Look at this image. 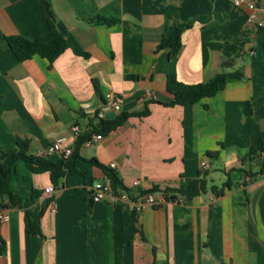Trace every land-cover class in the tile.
Instances as JSON below:
<instances>
[{"label": "crops", "instance_id": "obj_1", "mask_svg": "<svg viewBox=\"0 0 264 264\" xmlns=\"http://www.w3.org/2000/svg\"><path fill=\"white\" fill-rule=\"evenodd\" d=\"M257 15L264 18V0ZM249 16L230 0H0V152L22 141L29 155L43 156L57 139H71L74 125L92 128L84 137L103 136L81 147L78 172L58 187L49 173L17 163L11 188L28 199L37 191L31 211L41 235L28 232L24 210L3 209L10 218L0 224L7 246L0 264H264V31L250 27ZM47 19L68 49L52 66L38 56L19 62L5 38L49 42ZM109 19L117 23L107 25ZM175 28L183 29L180 52H158ZM230 61L227 72L242 77L228 78L214 97L183 107L156 103L173 99L168 75L206 83ZM147 109L111 133L95 130ZM108 172L125 187L113 185L116 193L137 200L158 187L161 203L135 217L122 203H94L92 187L111 182ZM198 179L207 192L180 203L166 198L165 190ZM228 181L223 196L211 191ZM7 202L0 198V211Z\"/></svg>", "mask_w": 264, "mask_h": 264}, {"label": "trees", "instance_id": "obj_2", "mask_svg": "<svg viewBox=\"0 0 264 264\" xmlns=\"http://www.w3.org/2000/svg\"><path fill=\"white\" fill-rule=\"evenodd\" d=\"M47 21L53 36L49 42H46L42 38H37L35 40H29L20 36H10L5 38L6 45L11 49L19 62H26L38 56L46 59L49 62V65L52 66L53 63L68 49V43L65 37L56 29L55 25L49 19H47ZM104 21L107 25H114L117 23V20L114 19ZM263 31L264 28L259 29V32ZM182 33L183 29L181 28L173 29L168 37L163 38L157 51L168 50L170 55H177L182 48ZM233 65L234 61L224 63L222 65V71L218 75L206 83L196 85L184 84L177 79L176 75L170 74L167 76V91L173 99L169 103H156L168 107H183L186 105H195L208 98H212L225 89L228 78L242 77V74L240 73L227 72V70L232 68ZM96 90L99 93L97 85ZM149 113L150 111L148 109L142 113H122L115 120L108 123H102L101 128L95 127V130L101 134H108L123 126L129 118H143ZM87 138L88 137H82L77 142L75 150L69 159H61L56 163L49 161L44 156L29 155L28 144L22 141H18L16 149L6 153L0 152V198L8 200L6 204L2 205V210L10 208H19L24 210L28 218V232L33 235H41L38 223L31 211V207L36 203L38 198L37 191L33 193L30 199H28L16 194L11 188V180L15 174L16 165L18 162L22 161L34 174L49 173L52 184L55 187H58L67 174H75L78 172L77 161L79 159V152L83 142ZM262 145L263 144L260 143L257 148H252L250 155H255L257 151L262 150ZM208 156L210 158H215L217 153H208ZM93 163L96 166L101 167V165H99L96 161H93ZM107 174L113 185H116L121 189H125L124 185L114 172H108ZM230 187L231 185L228 181L221 189H218L216 186H212L211 191L219 197L224 195L226 191L225 188L230 189ZM207 189L208 183L206 180L198 179L190 181L186 188L182 190H165L164 194L169 200H177L178 198L192 200L207 192ZM160 191L161 190L158 187H154L149 192L159 193ZM6 254L7 246L4 242L0 241V255Z\"/></svg>", "mask_w": 264, "mask_h": 264}, {"label": "built area", "instance_id": "obj_3", "mask_svg": "<svg viewBox=\"0 0 264 264\" xmlns=\"http://www.w3.org/2000/svg\"><path fill=\"white\" fill-rule=\"evenodd\" d=\"M231 5L234 8H246L250 11L249 16V26L254 29H263L264 28V18L260 19L257 15L258 10V0H230ZM255 52L252 51L253 55ZM110 107L116 111L120 112L121 105L120 102L116 99H112L110 101ZM97 118L102 120L104 118L103 113H99ZM72 138L68 139L67 137H62L54 141L48 149L43 153L44 157H50L53 155H58L61 159L67 160L73 154L77 142L86 135V133H93L91 127H82L80 125H74L71 128ZM103 140V136L100 134H92L89 138H87L83 144L82 148H90L94 145L99 144ZM201 167L203 170H208L210 165L207 162H202ZM111 168L115 169L116 165L111 164ZM262 176L264 177V169L262 172ZM134 186H140V182L137 181L134 183ZM56 192L54 186H49L45 193L47 195H52ZM92 201L94 203L106 202L111 205L122 203L127 205L130 209V212L135 217L139 215L145 208L148 207H157L161 202L158 199L155 193H149L141 196L137 200H132L129 195L124 191L115 192L113 184L108 182L96 183L92 187L91 194ZM174 203H180V201L176 200ZM9 213L7 210L0 211V224L8 223L9 221Z\"/></svg>", "mask_w": 264, "mask_h": 264}]
</instances>
